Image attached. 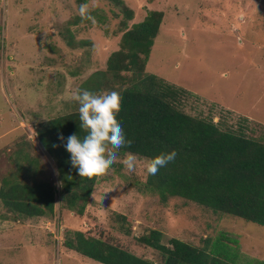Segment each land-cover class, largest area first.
Returning a JSON list of instances; mask_svg holds the SVG:
<instances>
[{
  "label": "rangeland",
  "instance_id": "rangeland-1",
  "mask_svg": "<svg viewBox=\"0 0 264 264\" xmlns=\"http://www.w3.org/2000/svg\"><path fill=\"white\" fill-rule=\"evenodd\" d=\"M122 1L133 10L128 26L149 10L164 13L145 71L188 90L185 112L216 121L230 110L227 127L245 124L249 135L263 136L264 0ZM84 4L93 15L72 23L77 0H0V184L17 162L27 164L23 154L40 165L37 177L56 176L35 124L78 109L71 93L119 47L118 6ZM126 154L116 153L98 173L83 215L61 208L56 196L53 215L13 221L0 199V264H104L65 249L66 228L101 234L154 262L160 253L135 240L151 228L163 233L162 243L175 237L201 245L207 238L236 247L238 264H264V226L181 197L162 203L143 187L146 159L137 156L129 172L120 163ZM118 215L130 235L117 229Z\"/></svg>",
  "mask_w": 264,
  "mask_h": 264
},
{
  "label": "trees",
  "instance_id": "trees-1",
  "mask_svg": "<svg viewBox=\"0 0 264 264\" xmlns=\"http://www.w3.org/2000/svg\"><path fill=\"white\" fill-rule=\"evenodd\" d=\"M110 1L118 6L114 15L121 16L119 47L107 56L105 68L95 70L80 88L86 82H91L90 91L116 88L119 104L114 114L121 121L126 138L132 141L117 154L131 152L148 159L174 149L173 161L155 175L146 176L145 191L156 193L162 203L170 197H181L215 212L264 226V130L263 136L253 137L245 130V124L236 129L227 127L225 119L231 118L230 110L216 121L214 115L185 112L183 104L191 95L188 90L145 71L164 13L149 10L141 21L128 26L133 10L122 0ZM77 2L81 5L86 0ZM91 15L88 10L84 17L75 16L72 23ZM239 118L248 121L244 116ZM35 125L38 142L53 160L56 176L37 177L40 165L21 152L23 155L18 156L27 164L17 162L15 169L1 179L0 199L5 210L13 221L51 216L58 196L61 208L83 215L99 172L79 176L58 138L60 134L67 137L82 131L78 109ZM67 175L73 179L64 180L63 187L58 186L57 181ZM116 220L117 229L130 235L125 216L118 215ZM62 237L65 249L104 264H238L241 261L237 248L224 242L205 238L203 244L194 245L170 237L162 243L163 233L155 228L136 236L135 240L157 250L161 256L158 262L137 256L101 234L66 228Z\"/></svg>",
  "mask_w": 264,
  "mask_h": 264
},
{
  "label": "clouds",
  "instance_id": "clouds-1",
  "mask_svg": "<svg viewBox=\"0 0 264 264\" xmlns=\"http://www.w3.org/2000/svg\"><path fill=\"white\" fill-rule=\"evenodd\" d=\"M87 12L88 6L81 4L79 14L84 17ZM71 99L78 104L79 128L82 131L73 132L67 137L60 134L58 138L69 153L71 166L79 176L100 172L113 161L114 155L122 147L132 143L126 138L121 121L114 114L119 104L118 92L111 86L96 91L77 87L71 93ZM175 157L176 151L173 149L146 159L143 165L145 175H155ZM120 163L132 172L137 166V156L129 152ZM72 179L71 175H67L57 184L63 187L64 180Z\"/></svg>",
  "mask_w": 264,
  "mask_h": 264
},
{
  "label": "built area",
  "instance_id": "built-area-1",
  "mask_svg": "<svg viewBox=\"0 0 264 264\" xmlns=\"http://www.w3.org/2000/svg\"><path fill=\"white\" fill-rule=\"evenodd\" d=\"M57 239H58V237H57Z\"/></svg>",
  "mask_w": 264,
  "mask_h": 264
}]
</instances>
